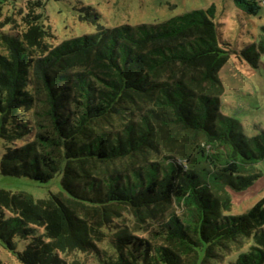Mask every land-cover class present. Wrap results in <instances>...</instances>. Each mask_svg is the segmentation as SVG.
I'll return each mask as SVG.
<instances>
[{"label":"trees","instance_id":"trees-1","mask_svg":"<svg viewBox=\"0 0 264 264\" xmlns=\"http://www.w3.org/2000/svg\"><path fill=\"white\" fill-rule=\"evenodd\" d=\"M232 4L256 16L260 1ZM18 9L0 23L13 27L0 32V174L45 183L60 173L61 191L0 190L4 249L20 264H206L244 237L252 243L229 264H264V199L223 216L222 191L260 177L264 131L248 137L221 114L218 75L232 57L257 69L264 27L236 50L214 6L110 29L86 7L95 32L53 46L43 4ZM175 135L188 144L177 149Z\"/></svg>","mask_w":264,"mask_h":264},{"label":"rangeland","instance_id":"rangeland-1","mask_svg":"<svg viewBox=\"0 0 264 264\" xmlns=\"http://www.w3.org/2000/svg\"><path fill=\"white\" fill-rule=\"evenodd\" d=\"M5 1V2H4ZM26 0H0L4 2L0 23L6 16L13 17L16 21L18 8ZM34 1V0H33ZM43 4L40 10L43 22L49 26L53 46L63 40H72L95 32V26L81 20L83 8L90 7L99 15L98 25L105 28L124 26L155 25L167 22L172 17L183 15L190 10H203L213 5L215 8L214 22L218 24V33L223 41H227L236 50H241L247 45L254 44L260 37L261 28L264 27V4H259L256 16H247L239 13L232 5V0H188L186 9L182 8L183 0H39ZM210 3H209V2ZM178 5L174 7L171 4ZM208 3V4H207ZM19 30V27L17 28ZM13 27L6 25L0 32L7 34ZM0 47V54H4ZM260 61H264L261 56ZM258 62L257 69H251L247 64L236 61L232 57L226 66L219 72L223 85V96L220 101V112L223 116L233 118L242 126V133L253 137L264 131V66ZM180 140L177 149L188 144V139L177 136ZM30 138V137H29ZM29 138H25L24 141ZM17 144H22L21 141ZM181 146V147H180ZM4 144L0 140V157L3 154ZM254 171L260 172V177L253 184L241 191H232L225 187L222 191L230 199V209L223 212V216H239L247 212L251 206L264 199V161L253 166ZM61 174H57L52 181L37 183L32 179L20 177H6L0 174V190L12 193H22L31 196L34 200L45 198L50 193L61 191L59 181ZM180 210L176 214H179ZM18 252L23 251L27 241L15 239ZM250 240L242 237L238 243L229 245L228 251L218 252L219 257L209 259L206 264H229L234 262L241 253H246ZM69 259H74L70 255ZM75 260V259H74ZM82 260V259H81ZM0 262L3 264H20L15 255L6 251L0 243ZM83 264H96L92 259H85Z\"/></svg>","mask_w":264,"mask_h":264},{"label":"crops","instance_id":"crops-1","mask_svg":"<svg viewBox=\"0 0 264 264\" xmlns=\"http://www.w3.org/2000/svg\"><path fill=\"white\" fill-rule=\"evenodd\" d=\"M170 1L173 2L172 0H170ZM187 1H188V0H183V1H182V2H183V3H182V8H183V9H186V7H187V5H188V4H187ZM194 1H195V0H194ZM209 1H215V0H209ZM209 1H208V2H209ZM209 3H210V2H209ZM207 4H208V3H207ZM171 5H173L174 7H177V6H178V5H175V4H173V3H172ZM232 5H233V4H232ZM211 6H213V5H210V6H208V7H211ZM233 6H234V5H233ZM208 7H206V8L203 9V10H206ZM191 11H194V10H190V11H187V12H185V13H188V12H191ZM185 13H184V14H185ZM215 13H216V11H215ZM227 63H228V62H227ZM259 64H260L261 66H264V61H260Z\"/></svg>","mask_w":264,"mask_h":264},{"label":"built area","instance_id":"built-area-1","mask_svg":"<svg viewBox=\"0 0 264 264\" xmlns=\"http://www.w3.org/2000/svg\"><path fill=\"white\" fill-rule=\"evenodd\" d=\"M260 1V4H264V0H259Z\"/></svg>","mask_w":264,"mask_h":264}]
</instances>
